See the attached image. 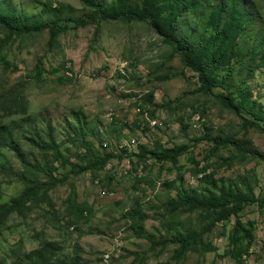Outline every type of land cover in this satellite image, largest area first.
<instances>
[{
    "label": "rangeland",
    "instance_id": "1",
    "mask_svg": "<svg viewBox=\"0 0 264 264\" xmlns=\"http://www.w3.org/2000/svg\"><path fill=\"white\" fill-rule=\"evenodd\" d=\"M98 1L121 17L15 35L0 52V263L106 264L109 255L108 264H264V0ZM147 5L161 21L176 20L180 47L151 25ZM96 10L82 0H0V19L21 27ZM226 29L233 44L221 49L211 38ZM196 45L210 66L205 92L182 61ZM48 126L63 158L105 165L69 174L44 148ZM3 133L14 149L1 146ZM6 170L38 184L66 180L7 213L28 186ZM220 189L255 202L208 230L220 210L184 200H210ZM139 232L157 242L202 232L208 247L176 256L180 245L151 249Z\"/></svg>",
    "mask_w": 264,
    "mask_h": 264
},
{
    "label": "trees",
    "instance_id": "2",
    "mask_svg": "<svg viewBox=\"0 0 264 264\" xmlns=\"http://www.w3.org/2000/svg\"><path fill=\"white\" fill-rule=\"evenodd\" d=\"M82 2L85 5L97 10L91 15H84L80 18H68L62 21L61 23L47 22L40 26L26 25L25 27H21L18 25H13L10 22H6L5 20L0 19V29L6 32V38L0 39V52L4 47L8 45L12 37L15 35L22 36L28 33L41 32L44 29H50V32L53 36V34L56 31L59 33H63L71 29L77 30L79 28L87 27L88 25L92 24L95 21L96 17H100L101 19L107 21L117 20L119 17H121V15L118 14V12L109 13L108 11H105L103 7H101L98 0H82ZM148 3L152 6L151 0H148ZM145 11H146V17L151 19V23H152L151 25H154L155 29H157V31H159V33L163 37H165L166 40L171 45H173L175 48L180 47L181 42L176 32V20H173L169 23H167L166 21H161L159 18L156 17V15L152 12L150 6L148 5L145 6ZM123 15L126 16L127 14L124 13ZM158 27H162V30H158ZM99 32H100V28L98 27L94 38L97 37ZM211 42L213 43L219 42L221 49L231 47L233 44L232 31L229 29L219 32L217 31L216 34L211 38ZM197 47L198 45L193 46L191 48L186 47L184 53L182 54V61L186 66H189L192 69V71L198 74L201 83L199 90L205 92L208 91L209 88L212 86L211 84L212 82L211 80H209L210 66L209 64L203 65L202 58L199 52L200 50ZM210 58L213 63L215 64L218 63V57L216 56L215 53H212L210 55ZM225 99H227V101L229 100V105L233 107L231 100L229 98H225ZM47 134L49 136V142H46L47 145H45L44 148L50 151L56 160H59L63 165H67L69 167V171H68L69 174L73 176H78L82 173H86L88 171L98 169L100 166L103 167L105 165V161L100 162L101 164L91 161H83L82 164H76L70 162L68 159L63 158L57 145L53 141L50 126H48L47 128ZM2 139L3 140L1 146L3 147L9 146L12 147L13 149L15 148L14 146L16 144L15 139L11 137L10 134L3 133ZM223 143L229 144L231 142L228 140V141H223ZM185 149L187 148H181L179 151H184ZM175 156H162L159 158V160L172 161L174 160ZM22 164L28 170L41 171V168L38 165H33L23 159H22ZM5 173H10L14 175L15 177L19 178L21 181L25 182L28 186V189L25 192L23 199L19 203L10 206L6 211L7 213H11L14 211L20 212V210L23 207L34 202V200L36 199V195L38 194V192H40L43 189V187H45L46 189H50L56 186L58 183H62L66 180V178H61V179L53 178L48 182L38 184L32 179L30 180L25 179L23 176L19 175L18 173L12 170H6ZM218 193L219 194H213L210 200H206V199L198 200V199H188V198L184 200V203L192 206L191 208H209V209H214V211L220 210L219 216L214 220H212L210 224L207 226L208 230L213 229L216 226V224L221 221L229 220L232 215H236L237 213L244 210L246 207H248L249 205L255 202L253 195L247 196L236 193L233 190L220 189ZM43 202H45V205L52 208L53 205L48 198H45ZM174 203L176 204L177 202L175 201ZM72 207L77 208V205L74 203H71L70 205V210L73 211L74 216L77 217L81 215L82 213L81 211H78V209H73ZM4 211H5V207L0 206V212H4ZM124 216L128 217L129 214L125 213ZM145 217L146 216L143 215L141 219H144ZM238 230L239 228H237V231ZM136 235L138 238L148 241L151 245L150 246L151 249H154L158 245L164 246L166 243H174L176 245H180L179 248L176 250V256H181L186 251H188L189 248L194 244L200 243L204 248L208 247L201 240L202 232L194 233V234H190V233L181 234L180 232H176V233H172L170 235V238L162 242H157L153 235H147L141 232L137 233ZM50 247L51 244L49 243L45 244V246L38 251V254L42 258H46L47 249Z\"/></svg>",
    "mask_w": 264,
    "mask_h": 264
},
{
    "label": "built area",
    "instance_id": "3",
    "mask_svg": "<svg viewBox=\"0 0 264 264\" xmlns=\"http://www.w3.org/2000/svg\"><path fill=\"white\" fill-rule=\"evenodd\" d=\"M116 247H119V244H115ZM109 255H105L104 256V261L106 262V264H108V260L106 258H108Z\"/></svg>",
    "mask_w": 264,
    "mask_h": 264
}]
</instances>
